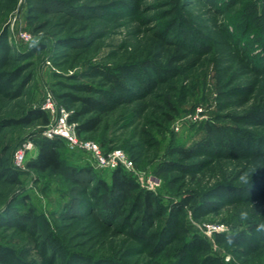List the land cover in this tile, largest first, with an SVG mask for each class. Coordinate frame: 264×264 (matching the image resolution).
Segmentation results:
<instances>
[{"label": "rangeland", "instance_id": "rangeland-1", "mask_svg": "<svg viewBox=\"0 0 264 264\" xmlns=\"http://www.w3.org/2000/svg\"><path fill=\"white\" fill-rule=\"evenodd\" d=\"M236 8L217 11L207 0H0L3 264H160L157 252L132 234L142 223L134 191L119 194L117 203L124 205L114 210L113 220L97 216L108 198L94 187L98 180L109 182L112 169L98 167L89 154L62 141L61 171L38 173L28 168L38 152L33 142L17 179L8 173L17 169L13 157L19 145L44 137L47 126L4 127L2 122L42 109L47 94L69 116L84 97L103 102L100 130L91 138L76 136L95 142L104 154L122 150L133 164L132 171L123 168L125 173L154 193L156 205H164L157 225L146 227L145 234L157 239L172 204L194 198V207H184L183 240L202 238L209 250L201 256L264 264V250L252 253L222 243L218 236L253 233L241 212L264 220V183L258 180L264 174V155L233 157L223 151L214 156L224 133L226 142L243 143L245 152L240 132L264 135L259 122L264 117L248 115L264 108V70L255 69L264 42L242 31ZM228 31L249 43L247 49ZM197 40L206 41L209 49L197 48ZM148 82L154 84L145 91ZM90 83L99 88L93 94L83 89ZM174 103L179 111L167 123L162 119ZM207 144L214 150L204 148ZM106 146L114 148L105 153ZM181 146L195 148L197 155L182 161L171 153ZM69 166L91 173L84 180L85 174L75 176ZM235 185L242 188H229ZM209 224H224L228 230L208 235ZM182 245L177 239L164 243L162 253ZM184 247L192 255L191 247Z\"/></svg>", "mask_w": 264, "mask_h": 264}, {"label": "trees", "instance_id": "trees-1", "mask_svg": "<svg viewBox=\"0 0 264 264\" xmlns=\"http://www.w3.org/2000/svg\"><path fill=\"white\" fill-rule=\"evenodd\" d=\"M209 3H211L217 11H221L222 9L225 11V13L229 12L232 7L237 6L236 9H234V13L237 15L239 21V25L243 24V32L246 30V34L253 32L254 34H257V37L259 40H263L264 42V0H249L248 2L244 0H207ZM223 1V2H222ZM222 2V3H221ZM261 3V6L258 3ZM239 6V7H238ZM244 19V20H241ZM241 26V25H240ZM235 30V29H234ZM229 32V31H228ZM229 34L234 38L238 39V36L232 35V33L229 32ZM235 34V33H234ZM236 35V34H235ZM245 35V34H244ZM236 37V38H235ZM194 38V36H193ZM204 38V37H203ZM201 40H203L201 38ZM197 40V45L199 49H209L207 46L206 41ZM238 44L240 45V48H246L247 44L249 43L243 42L241 39H238ZM7 44H3L5 46ZM242 45V47H241ZM211 47V45H210ZM245 49V50H246ZM242 51V50H241ZM263 58H261L260 66L259 68H255L257 71L264 70V53ZM247 58L248 56L245 55ZM2 54H0V60L2 61ZM249 59V57H248ZM263 60V61H262ZM5 59L3 60L4 63ZM2 78V75L0 74V80ZM165 77H161L160 80H163ZM119 82L122 80L117 79ZM154 83L148 82L145 85V91H147ZM93 83L83 85V89L88 92L89 94L95 93V91L99 88H95L93 86ZM144 91V92H145ZM111 95V94H110ZM144 95V94H143ZM113 97H116L115 94L111 95ZM140 96V95H139ZM138 97V96H135ZM68 100V99H66ZM122 101V98H118V102ZM101 104L103 102L94 96H87L81 99V105L78 110H76L73 114L69 116V121L71 123L76 124V132L80 137H87L91 138L93 137L101 128L102 123L104 121V115L101 112ZM70 110V107H66ZM179 106L174 103L169 106L168 108V114L166 118H163V121H166L167 123L171 122L174 118V116L178 113ZM249 116L255 117L256 115L264 117V108L263 109H255L249 112ZM255 121L254 119H252ZM50 122L49 115L41 108H34L30 109L25 115L20 116L18 118H7L4 119L2 122V126L4 127H17V126H32L34 123L41 125L43 127L47 126ZM260 125H264V120H259ZM211 129V128H210ZM231 129V128H229ZM212 130V129H211ZM225 133L222 134V137L219 139L221 148L218 149V151L214 154L215 157L221 156L223 151L226 153L225 156H242L246 157L247 155H264V135H255L247 132H240V135L243 136V142L248 148V150L245 152L242 149V144H238L237 146H234L233 143L226 142L225 139ZM231 141H235V138L233 137V134L231 133ZM62 141H65L63 138L55 137V138H48L46 136L42 137L38 141H36L33 138V142H35L38 146V152L34 160L30 161L28 163V168L34 169L38 173H46L50 170H56L61 171L62 167L65 165V163L62 160L60 147L62 145ZM230 141V140H229ZM213 143V142H212ZM101 146L105 147L106 143L100 144ZM257 146V151H252L251 149L253 147ZM105 153H108L110 150H112L114 147H107L106 146ZM204 148L208 150H214L213 146L211 144H207ZM236 148V153L231 152V150ZM263 149L261 151L260 149ZM171 153H175L180 156V159L182 161H191L192 158L197 155L195 153V148H186V147H178L175 148L174 151L172 150ZM133 158V155H131ZM134 160V158H133ZM135 161V160H134ZM170 163V162H169ZM168 163V164H169ZM167 164V165H168ZM70 167V166H69ZM162 168V164L160 166ZM160 169V168H159ZM182 170L184 172H187V167H182ZM71 173L73 175H81L90 174L91 170L87 169L85 167H70ZM111 179L109 182H106L104 180H98L95 184L94 188L101 189L105 194H107V202L105 201L106 205L105 207H102L101 210H97L99 218L102 216L106 221H110L114 219V210H118L121 206L117 203L118 196L120 193H131L135 192L137 195L135 196V207H138L137 209H141L142 211V218H141V225L133 231V235L136 238L143 239L146 243V245L153 248L155 255V259H157L160 264H180L182 261H186V264H243L238 259H235L236 263L234 261H223L219 258L215 257H206L204 255L201 256L202 253L205 251H208V245L205 243V241L202 238L195 237L192 240H183V235L186 233V227L184 225V207L186 206H193L195 204V199L193 201L185 200V201H179L174 202L172 204V207L170 208L169 216L164 222L162 223L160 227L159 236L156 239V235L153 234H145L147 233V230H145L146 227L155 226L157 225V217L162 215V209L164 205H156L155 196L154 193L145 190L143 188H140V186L128 175L125 173L122 166H119L113 170H111ZM20 172V170L15 169L14 167L11 168V171L8 170V173L13 175L14 179H17V175ZM88 176L85 177L84 180H87ZM258 180H262L264 183V174L259 175ZM76 182H82L81 179H75ZM259 188H262L261 186H258ZM231 189H241L242 186H229ZM103 199L104 196H102ZM94 205L96 202H91ZM109 204V205H107ZM97 205V204H96ZM95 205V206H96ZM104 205V204H103ZM97 209V207H95ZM131 209H128L126 211V216H128L131 213ZM101 217V218H102ZM126 219V218H125ZM247 222L251 224L250 230L253 231V233L244 234L243 232H239L238 234H231V235H218L222 238V243L225 244H231V245H238L240 247L246 248L249 252H257L260 250H264V232H258L257 227L260 223H264V220L259 217H248ZM171 223L174 225L171 227ZM147 229V228H146ZM146 231V232H145ZM179 234V235H178ZM180 240L183 245L178 246L174 250L170 251H164L162 253L164 243H169L173 240ZM155 244V245H154ZM187 245V247H191L188 249L192 253V255L189 256L188 252L185 250L184 247ZM160 246L162 249L157 250ZM3 249L0 248V263H6L5 258V252L2 251ZM160 251V252H159ZM162 253V254H161ZM200 253V254H199ZM111 261H113L111 259ZM114 262V261H113Z\"/></svg>", "mask_w": 264, "mask_h": 264}, {"label": "built area", "instance_id": "built-area-1", "mask_svg": "<svg viewBox=\"0 0 264 264\" xmlns=\"http://www.w3.org/2000/svg\"><path fill=\"white\" fill-rule=\"evenodd\" d=\"M24 38L27 34L23 33ZM42 109L48 112L52 121L47 125L44 135L48 138H63L69 146L78 149L93 157L96 165L101 168L115 169L119 166L133 170V164L122 150H114L109 154H104L98 144L90 140H81L77 138L76 124L69 121V112L64 107H57L56 101L52 95L47 94L44 98ZM34 149L32 140H25L16 149L13 157L14 166L23 170L26 167L28 153ZM151 181V180H150ZM224 224H209L205 233L213 235L227 231Z\"/></svg>", "mask_w": 264, "mask_h": 264}, {"label": "clouds", "instance_id": "clouds-1", "mask_svg": "<svg viewBox=\"0 0 264 264\" xmlns=\"http://www.w3.org/2000/svg\"><path fill=\"white\" fill-rule=\"evenodd\" d=\"M240 216H241V219H242V220H247V219H248V213H247L246 211L241 212ZM257 231H258V232H264V223H260V224L258 225V227H257Z\"/></svg>", "mask_w": 264, "mask_h": 264}]
</instances>
